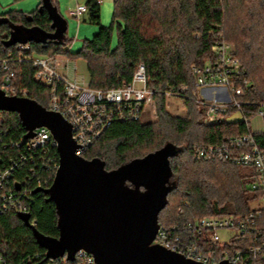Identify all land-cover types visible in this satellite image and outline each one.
Returning <instances> with one entry per match:
<instances>
[{"label": "trees", "instance_id": "16d2710c", "mask_svg": "<svg viewBox=\"0 0 264 264\" xmlns=\"http://www.w3.org/2000/svg\"><path fill=\"white\" fill-rule=\"evenodd\" d=\"M50 2L57 9V0ZM84 4L87 20L98 25V30L76 51L70 50L71 39L66 32L58 40L10 43L13 26H37L53 31L47 11H39L41 0L31 12L1 13L0 59L7 60V71H2L0 64V78L5 72H13L12 81L25 88L30 99L47 107L49 88L34 79L35 69L31 64L17 62L20 56L82 58L86 62L88 85L92 88L128 82L137 63L142 62L147 87L154 91L157 120L114 121L87 149L85 159L98 157L110 170L162 150L168 156L171 179L167 203L158 214L160 225L183 223L207 214L247 212L252 199L248 184L254 178L253 171L223 161H196L192 148L245 132L249 127L247 120L255 115L256 106L245 107L242 120L222 118L208 124L203 120V108L189 99L184 103L186 115L169 114L165 110L163 92L184 84L188 96H197L189 67L214 58V46L219 39L216 35L222 31L223 39L234 46L242 76L250 82L243 99L264 102V0H114L112 21L108 26L100 24L99 0H84ZM114 29L116 43L111 47ZM23 44L28 45L25 51L20 48ZM3 117L6 139L27 137L17 113L5 112ZM253 135L264 151V132ZM174 136H179L181 141L175 142ZM140 149L147 151L139 153ZM33 197L29 222L35 223L34 228L42 236L58 237L54 203L42 192ZM45 252L20 214L9 211L0 215V254L4 264L77 262L64 257L47 259Z\"/></svg>", "mask_w": 264, "mask_h": 264}, {"label": "built area", "instance_id": "2783aa9c", "mask_svg": "<svg viewBox=\"0 0 264 264\" xmlns=\"http://www.w3.org/2000/svg\"><path fill=\"white\" fill-rule=\"evenodd\" d=\"M86 11L85 4H76L67 16L78 19ZM20 48L25 51L28 45ZM214 49L213 59L189 67L197 96H188L186 86L180 84L178 88L166 89L164 99L177 97L183 105L188 99L194 101L203 108V120L208 124L232 111L243 114L244 108L251 105L256 106L254 116L264 121V102L243 99L250 82L242 76L241 63L231 45L219 38ZM55 58L32 54L20 56L17 62L31 64L34 79L49 88V101L44 108L60 114L70 124L78 156L84 157L114 121L140 120L141 114L154 103V91L147 87L142 62L137 63L128 82L92 88L64 77L56 70ZM6 62L0 59L2 71H7ZM13 76V72L1 76L0 90L5 96L29 98L28 91L12 81ZM5 112L0 110V215L9 211L30 214L35 190L50 187L59 168L57 142L46 127L35 128L30 136L19 140L6 139ZM253 133L249 126L245 132L221 142L196 144L192 148L196 161H223L253 171L254 178L248 184L252 193L249 210L243 214H207L170 225L158 223L152 244L203 264L224 260L232 264H264V151L258 147ZM251 202L256 206H251ZM220 232L230 234L221 240ZM75 260L76 264H95L93 256L82 249L76 252ZM0 264H4L1 254Z\"/></svg>", "mask_w": 264, "mask_h": 264}, {"label": "water", "instance_id": "95a60500", "mask_svg": "<svg viewBox=\"0 0 264 264\" xmlns=\"http://www.w3.org/2000/svg\"><path fill=\"white\" fill-rule=\"evenodd\" d=\"M42 9L49 15L53 31L13 26L10 43L63 38L67 20L50 0H41L39 11ZM0 110L17 113L27 136L35 128L46 127L57 142L59 168L54 180L50 187L35 193H44L54 203L58 237L42 236L29 222L30 214L20 215L45 247V258L74 261L82 249L93 256L95 264H203L152 244L158 214L170 190L166 183L171 171L162 150L107 171L99 159L87 160L75 154L71 126L60 114L30 98L5 96L1 90ZM216 264L232 263L224 260Z\"/></svg>", "mask_w": 264, "mask_h": 264}, {"label": "rangeland", "instance_id": "374dc122", "mask_svg": "<svg viewBox=\"0 0 264 264\" xmlns=\"http://www.w3.org/2000/svg\"><path fill=\"white\" fill-rule=\"evenodd\" d=\"M113 1L114 0H99V2L101 3L100 5V24L101 25L108 26L111 23ZM39 2L40 0H0V14L7 12V11H16V12L22 11L25 13L31 12L37 7V4ZM77 3L84 4V0H57V9L59 13L67 20L66 35L68 38L71 39V42L69 45V48L71 51L78 50L82 46L83 41L85 39H90L93 36V34L98 30V25L90 23L87 20V14H84L78 19L73 18V17L69 18L67 16L66 11L69 9H73ZM196 35L194 34V36ZM116 36H117L116 30L114 29L112 33L111 44H110L111 47H113L116 43ZM216 36L217 38H224L222 35V31L219 32ZM229 44L231 45L232 49H234L233 44L231 42H229ZM85 63H86L85 60H83L82 58H76L74 59V62L69 61L67 64L69 66V69L72 71L73 78L77 77L79 82L87 83V80L85 79L86 78V64ZM73 78H70V79H73ZM203 92L205 93V91ZM198 96L200 97V94H198ZM164 104H165V110L171 115L184 116L187 113L186 106L183 105L181 100H179L177 97H172L168 99L167 101L165 100ZM222 118L227 121H239L243 119V114L240 113L239 111H232V112H229L228 114L223 115ZM155 120H157V114H156V103L154 102L153 105H151L145 112L141 114L140 121L143 123H146V122H153ZM248 120H249V126L252 130H261L264 128V121L262 120L260 116H253L249 118ZM174 141L180 142L181 138L179 136H174ZM146 151L147 149L138 150L139 153H144ZM134 155L135 154L130 155V156H134ZM92 159H99L100 161L104 163V161L98 157H94ZM120 166L110 169V170L117 169ZM104 169L107 170L105 168V164H104ZM110 170H107V171H110ZM170 179H171V176L169 177V180L166 183V185L169 187H170ZM125 184L130 187L132 186L128 181ZM140 190L145 191V188L140 187ZM166 203H167V197H166ZM256 204L257 203L251 202V206H256ZM226 234H230V232H227V233L220 232L219 233L221 240L225 239Z\"/></svg>", "mask_w": 264, "mask_h": 264}, {"label": "crops", "instance_id": "0c3cea01", "mask_svg": "<svg viewBox=\"0 0 264 264\" xmlns=\"http://www.w3.org/2000/svg\"><path fill=\"white\" fill-rule=\"evenodd\" d=\"M77 4H79V3H77ZM100 5H101V3H100ZM68 11V10H67ZM67 11H66V14H67ZM84 14H86V13H84ZM83 14V15H84ZM82 15V16H83ZM70 18V17H69ZM56 69L58 70V72H60L64 77H66L67 79H69V80H76V81H78V79H77V77H74L73 78V74H72V71L69 69V66H68V62L70 61V62H74V59H69V58H66L65 56H63V55H58V56H56ZM86 64V63H85ZM62 71V72H61ZM82 77H83V75H82ZM70 78H73V79H70ZM86 80H87V84H88V73H87V68H86V78H85ZM79 82V81H78ZM80 83H86V82H80ZM254 132H264V128L263 129H261V130H253Z\"/></svg>", "mask_w": 264, "mask_h": 264}]
</instances>
